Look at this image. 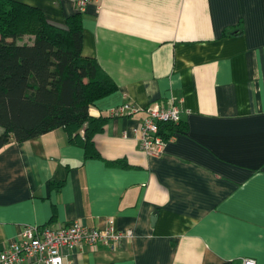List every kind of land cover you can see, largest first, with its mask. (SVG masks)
Returning <instances> with one entry per match:
<instances>
[{
	"label": "crops",
	"instance_id": "crops-1",
	"mask_svg": "<svg viewBox=\"0 0 264 264\" xmlns=\"http://www.w3.org/2000/svg\"><path fill=\"white\" fill-rule=\"evenodd\" d=\"M17 1L59 25L76 12L74 0ZM81 29V55L117 86L91 115L172 100L182 127L158 157L134 139L141 112L108 116L99 158L60 127L4 145L0 249L26 225L111 220L132 236L63 250V264H264V0H98Z\"/></svg>",
	"mask_w": 264,
	"mask_h": 264
},
{
	"label": "trees",
	"instance_id": "trees-1",
	"mask_svg": "<svg viewBox=\"0 0 264 264\" xmlns=\"http://www.w3.org/2000/svg\"><path fill=\"white\" fill-rule=\"evenodd\" d=\"M81 42V12L59 25L37 7L0 0V148L60 127L84 159L99 158L93 137L108 116H93L89 108L117 86L81 55ZM181 127L180 119L160 122L158 132L167 141ZM107 164L126 166L122 160Z\"/></svg>",
	"mask_w": 264,
	"mask_h": 264
},
{
	"label": "built area",
	"instance_id": "built-area-1",
	"mask_svg": "<svg viewBox=\"0 0 264 264\" xmlns=\"http://www.w3.org/2000/svg\"><path fill=\"white\" fill-rule=\"evenodd\" d=\"M98 0H74L76 12ZM141 112L137 126L132 128L138 148L149 157H158L166 141L158 132L160 122L176 123L183 111L172 100L165 105L153 101L143 109L120 103L107 110L109 117H123ZM172 136V135H171ZM109 220L107 227H87L77 220L57 225H26L15 240L0 249V264H63L62 251L78 247L104 246L114 249L123 239L132 236V231L115 230ZM237 264H255L251 258H241Z\"/></svg>",
	"mask_w": 264,
	"mask_h": 264
},
{
	"label": "water",
	"instance_id": "water-1",
	"mask_svg": "<svg viewBox=\"0 0 264 264\" xmlns=\"http://www.w3.org/2000/svg\"><path fill=\"white\" fill-rule=\"evenodd\" d=\"M155 217L153 216L152 218H151V220H153Z\"/></svg>",
	"mask_w": 264,
	"mask_h": 264
},
{
	"label": "rangeland",
	"instance_id": "rangeland-1",
	"mask_svg": "<svg viewBox=\"0 0 264 264\" xmlns=\"http://www.w3.org/2000/svg\"><path fill=\"white\" fill-rule=\"evenodd\" d=\"M23 38H25V37L23 36Z\"/></svg>",
	"mask_w": 264,
	"mask_h": 264
}]
</instances>
